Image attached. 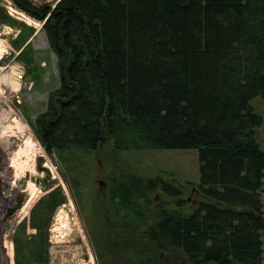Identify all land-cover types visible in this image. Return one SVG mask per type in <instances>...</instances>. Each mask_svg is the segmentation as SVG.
<instances>
[{
	"label": "trees",
	"instance_id": "trees-1",
	"mask_svg": "<svg viewBox=\"0 0 264 264\" xmlns=\"http://www.w3.org/2000/svg\"><path fill=\"white\" fill-rule=\"evenodd\" d=\"M14 2L44 21L59 58L62 85L38 118L49 150L103 151L108 164L131 149L197 150L191 210L180 185L112 172L128 213L102 226V264H264L252 105L264 97V0Z\"/></svg>",
	"mask_w": 264,
	"mask_h": 264
},
{
	"label": "rangeland",
	"instance_id": "rangeland-1",
	"mask_svg": "<svg viewBox=\"0 0 264 264\" xmlns=\"http://www.w3.org/2000/svg\"><path fill=\"white\" fill-rule=\"evenodd\" d=\"M31 1L55 6L58 0ZM43 24V20L29 15L14 0H0V165H7L11 153L26 139H33L36 147L35 174L14 177L9 186L1 188L0 218L5 209L17 204L15 196L24 193L29 180L41 190L28 215L11 212L9 222H0V259L9 264L3 245L6 240L12 242L13 264H102V226L115 214L128 213L126 207L120 209L121 198L110 195L112 172L134 171L180 185L184 193L179 199L185 202V209L191 210L201 198L198 153L195 149H131L120 152L108 164L103 151L99 155L89 150H49L38 118L47 111L51 94L62 83L59 58ZM22 67L25 76L18 80ZM252 105L263 118L256 131L264 150V97L256 96ZM6 141L12 143L3 153L1 143ZM43 152L56 167L57 177L48 167L50 172L38 169V158ZM45 161L46 156L44 164ZM13 173L10 169L11 177ZM31 175L41 180L48 176V182L38 183ZM10 176L6 182L12 179ZM52 191L57 194L49 199ZM157 198L163 199L164 193L159 192ZM56 199L62 202L52 206ZM77 236L82 240L77 241Z\"/></svg>",
	"mask_w": 264,
	"mask_h": 264
},
{
	"label": "bare ground",
	"instance_id": "bare-ground-1",
	"mask_svg": "<svg viewBox=\"0 0 264 264\" xmlns=\"http://www.w3.org/2000/svg\"><path fill=\"white\" fill-rule=\"evenodd\" d=\"M2 57V48L0 47V58ZM23 128L20 130L22 131ZM12 143V141L1 143V151L7 152L9 148V144ZM36 147L34 145L33 139H26L21 145L18 146L16 150H14L11 155L9 156L8 163L9 165H5L0 170V179L3 180L5 183L7 178L10 176V167L14 168V177L15 179L24 177L27 173L35 174L36 168H35V162H34V156L36 154ZM42 155L46 156L45 166L50 168L52 171L53 177H57L56 167L54 166L53 162L51 161L50 157L46 153H42ZM7 163V164H8ZM2 186H0L1 191ZM25 193V197L23 200V203L21 207L17 208L13 212L16 211V215L20 216H26L34 206L35 202L38 200V198L41 195V190L36 186L34 182L29 180L23 189ZM19 209V210H18ZM18 210V211H17ZM11 218V212L9 211V208L5 209L2 217L0 218V222L3 224H6L10 221ZM77 225V224H76ZM77 229L81 230L79 226H77ZM81 233V232H80ZM5 248V254L7 255V259L9 264H13V246L11 241H4L3 243ZM3 256V254H2ZM0 263L3 264V259H0Z\"/></svg>",
	"mask_w": 264,
	"mask_h": 264
},
{
	"label": "water",
	"instance_id": "water-1",
	"mask_svg": "<svg viewBox=\"0 0 264 264\" xmlns=\"http://www.w3.org/2000/svg\"><path fill=\"white\" fill-rule=\"evenodd\" d=\"M52 150V149H51ZM10 164V163H9ZM38 169L41 170V171H47V172H50V170L45 166L44 164V156L43 155H40L39 158H38ZM11 171L14 172V168L13 167H10ZM31 178L33 180H35L36 182H40L41 184H45L46 182H48V176H46V178H44L43 180H41L39 177L35 176V175H31ZM23 200L24 198L22 197L21 194H19L18 198H17V204L13 207H10L9 208V211L13 213L14 210H16L17 208L21 207L22 203H23ZM12 215V214H11ZM82 239L77 236V241H81Z\"/></svg>",
	"mask_w": 264,
	"mask_h": 264
},
{
	"label": "flooded vegetation",
	"instance_id": "flooded-vegetation-1",
	"mask_svg": "<svg viewBox=\"0 0 264 264\" xmlns=\"http://www.w3.org/2000/svg\"><path fill=\"white\" fill-rule=\"evenodd\" d=\"M7 165H9V163H8ZM0 166H1V165H0ZM4 166H5V165L1 166V168L4 167ZM1 168H0V169H1ZM10 178H12V179L9 180V182H5V183L3 182V180L0 179V186H2V188H3V186H9V185L12 183V181L14 180V173H13L12 177L10 176ZM18 194H21L22 197H25V194H24V193H18ZM18 196H19V195H16V196H15V199L18 198Z\"/></svg>",
	"mask_w": 264,
	"mask_h": 264
},
{
	"label": "built area",
	"instance_id": "built-area-1",
	"mask_svg": "<svg viewBox=\"0 0 264 264\" xmlns=\"http://www.w3.org/2000/svg\"><path fill=\"white\" fill-rule=\"evenodd\" d=\"M24 76H25V71H23V67H22L20 70H18L17 79L18 80H23Z\"/></svg>",
	"mask_w": 264,
	"mask_h": 264
}]
</instances>
